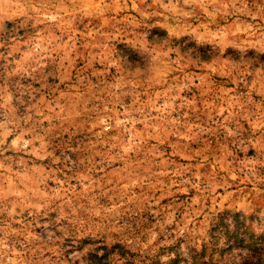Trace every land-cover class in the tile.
I'll list each match as a JSON object with an SVG mask.
<instances>
[{
    "label": "rangeland",
    "instance_id": "obj_1",
    "mask_svg": "<svg viewBox=\"0 0 264 264\" xmlns=\"http://www.w3.org/2000/svg\"><path fill=\"white\" fill-rule=\"evenodd\" d=\"M223 211L264 235V0H0V264H162Z\"/></svg>",
    "mask_w": 264,
    "mask_h": 264
},
{
    "label": "trees",
    "instance_id": "obj_2",
    "mask_svg": "<svg viewBox=\"0 0 264 264\" xmlns=\"http://www.w3.org/2000/svg\"><path fill=\"white\" fill-rule=\"evenodd\" d=\"M106 248L91 254L90 264H107L125 253L119 245ZM236 250L242 252L235 261L231 253ZM162 264H264V235L255 234L243 215L223 211L212 219L205 240L188 243Z\"/></svg>",
    "mask_w": 264,
    "mask_h": 264
}]
</instances>
